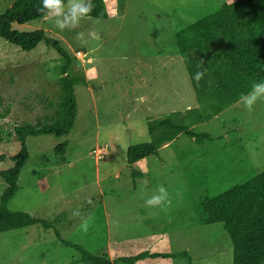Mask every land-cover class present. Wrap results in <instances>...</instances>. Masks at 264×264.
<instances>
[{
    "label": "rangeland",
    "instance_id": "obj_1",
    "mask_svg": "<svg viewBox=\"0 0 264 264\" xmlns=\"http://www.w3.org/2000/svg\"><path fill=\"white\" fill-rule=\"evenodd\" d=\"M233 1L105 0L107 18L88 17L73 30H59L50 18L14 25L60 40L72 57L69 75L83 81L74 87L78 115L71 132L27 138L30 158L7 203L51 228L0 231V264H87L65 241L111 260L186 251L193 264H233L228 231L222 222H204L201 203L264 172V99L250 110L238 102L192 126L211 134L204 144L182 133L158 154L127 160L132 146L150 140V121L200 105L177 33ZM13 2L0 0V14ZM62 65L45 43L25 51L0 37V112L10 110L0 118V155L8 156L0 162V208L7 188L1 171L14 166L10 157L21 149L8 133L54 113ZM159 187L168 203L147 206ZM136 263L190 264L160 256Z\"/></svg>",
    "mask_w": 264,
    "mask_h": 264
},
{
    "label": "trees",
    "instance_id": "obj_2",
    "mask_svg": "<svg viewBox=\"0 0 264 264\" xmlns=\"http://www.w3.org/2000/svg\"><path fill=\"white\" fill-rule=\"evenodd\" d=\"M65 2L67 3V0ZM92 4L89 17H108L105 0H92ZM40 7V0H14L11 8L0 14V37L25 51L45 43L53 47L63 59L59 80L61 93L58 101L52 103L56 108L54 113L36 124L25 123L16 126L13 133H8L9 137L13 134L17 136L21 149L10 157L14 166L1 171L7 188L0 208V231L37 224L51 228L48 220L23 211H12L7 207V203L18 191L21 171L30 158L27 138L41 134L67 136L78 115L74 87L83 80L69 75L72 65L69 50L60 40L48 36L43 29L26 32L14 27L16 23L25 24L45 19L38 11ZM177 44L200 105L150 121V140L128 150L129 163L150 154H158L162 146L174 141L182 133L200 144L212 140L211 134L196 133L191 127L211 120L240 102V95L247 93L253 82L264 80V0H235L225 3L217 12L179 31ZM197 71L203 73L199 81L193 78ZM9 111L8 109L5 113L0 112V118L7 117ZM3 139L0 134V142ZM7 157L6 154H1L0 162L5 161ZM201 205L206 213V224L222 222L228 231L234 247L233 264H264V172L219 195L207 196ZM65 243L76 248L87 264H114L118 260L137 264L141 259L156 256L185 257L193 264L186 251L144 252L111 260L107 253L97 255L80 245L67 241Z\"/></svg>",
    "mask_w": 264,
    "mask_h": 264
},
{
    "label": "clouds",
    "instance_id": "obj_3",
    "mask_svg": "<svg viewBox=\"0 0 264 264\" xmlns=\"http://www.w3.org/2000/svg\"><path fill=\"white\" fill-rule=\"evenodd\" d=\"M41 7L38 9L45 19H52L56 28L61 31L65 29H76L82 20L89 17L93 4L92 0H40ZM82 33H77L81 36ZM203 73L197 71L193 77L199 81ZM264 99V80L253 82L247 93H242L239 101L245 108L251 109L259 100ZM168 192L164 187L157 189V194L146 199L145 203L150 207H157L168 203Z\"/></svg>",
    "mask_w": 264,
    "mask_h": 264
},
{
    "label": "built area",
    "instance_id": "obj_4",
    "mask_svg": "<svg viewBox=\"0 0 264 264\" xmlns=\"http://www.w3.org/2000/svg\"><path fill=\"white\" fill-rule=\"evenodd\" d=\"M76 54H77L76 56H77L78 58H79L80 56H81V58H82V57H85V55H86V53H84V55H83L81 51H78Z\"/></svg>",
    "mask_w": 264,
    "mask_h": 264
}]
</instances>
